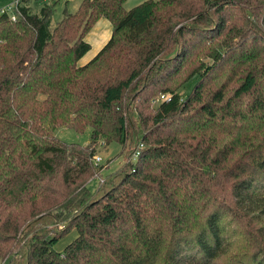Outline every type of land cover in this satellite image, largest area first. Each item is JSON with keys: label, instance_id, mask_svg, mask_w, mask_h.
<instances>
[{"label": "trees", "instance_id": "obj_1", "mask_svg": "<svg viewBox=\"0 0 264 264\" xmlns=\"http://www.w3.org/2000/svg\"><path fill=\"white\" fill-rule=\"evenodd\" d=\"M16 1L0 13L2 264H217L242 229L244 264H264V0H79L54 23L56 0ZM99 18L110 36L77 65ZM111 142L124 162L101 176Z\"/></svg>", "mask_w": 264, "mask_h": 264}, {"label": "rangeland", "instance_id": "obj_2", "mask_svg": "<svg viewBox=\"0 0 264 264\" xmlns=\"http://www.w3.org/2000/svg\"><path fill=\"white\" fill-rule=\"evenodd\" d=\"M15 0H0V9H5L7 13H12L13 7L12 4ZM79 0H56L53 7L52 12V23L59 20L62 15V10L65 9L66 12H73ZM33 11L37 10L35 6L32 8ZM198 76H193L188 81H186L183 86L179 89V92L186 96L190 90L192 89L193 85L195 84ZM163 94V93H162ZM161 94L156 96L154 99L151 100V106L154 108L161 102V98H159ZM91 129L89 127L84 128L81 132H77L71 128L65 126H58L55 128L53 135L58 140L66 142V143H76L79 145H85L88 142L90 136ZM120 151V146L117 143L111 142L105 146H96V155L100 157V164L103 168L101 169V176H104L115 169H117L123 161L121 156H118V152ZM128 160H131V156ZM100 178L93 177L87 183V188L94 192L97 188V181ZM232 228L231 230H233ZM236 230V229H235ZM242 233L238 235L231 236L229 241V248L228 252L222 255L220 258L217 259V264H244L247 260V251L251 243V237L244 232L243 229L241 230ZM75 237V230L71 229L66 234L61 236L53 245V248L56 251H61L62 248L70 242ZM3 259L0 260V264H2Z\"/></svg>", "mask_w": 264, "mask_h": 264}, {"label": "crops", "instance_id": "obj_3", "mask_svg": "<svg viewBox=\"0 0 264 264\" xmlns=\"http://www.w3.org/2000/svg\"><path fill=\"white\" fill-rule=\"evenodd\" d=\"M142 1L144 0H125L123 7L127 10ZM28 6L31 11H33L32 8L35 6L38 10L40 7L39 0H29ZM37 10L33 12H37ZM110 31L111 25L109 21L105 18H99L83 37L84 41L89 44V49L77 60L76 64L83 65L93 57L108 40Z\"/></svg>", "mask_w": 264, "mask_h": 264}, {"label": "built area", "instance_id": "obj_4", "mask_svg": "<svg viewBox=\"0 0 264 264\" xmlns=\"http://www.w3.org/2000/svg\"><path fill=\"white\" fill-rule=\"evenodd\" d=\"M41 1H43V2H47V1H50V0H41ZM16 2H17V1L15 0V1L13 2V4H12L13 9H14V7H15V5H16ZM0 13H6V14H8V16H9V18H10L11 20H15V15H14L13 11H12V13H7L5 9H0ZM159 98H161V100H159V101L169 100V99H170V94H167V93L165 94V93H163V94H161V96H159ZM140 146H141V144L139 143L138 146H137V148L140 147ZM137 153H138V152H137V149H135V150L132 152V154H131V161H133V160L135 159ZM92 159H93V163H94L95 165H99V164H100V157H99L98 155L93 154ZM102 168H103V166H101V169H102Z\"/></svg>", "mask_w": 264, "mask_h": 264}]
</instances>
